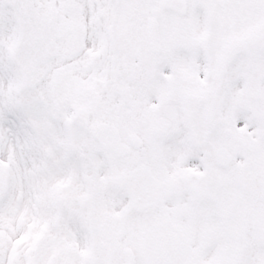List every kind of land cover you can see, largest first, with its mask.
<instances>
[{"label": "snow or ice", "instance_id": "6c2138e0", "mask_svg": "<svg viewBox=\"0 0 264 264\" xmlns=\"http://www.w3.org/2000/svg\"><path fill=\"white\" fill-rule=\"evenodd\" d=\"M0 264H264V0H0Z\"/></svg>", "mask_w": 264, "mask_h": 264}]
</instances>
